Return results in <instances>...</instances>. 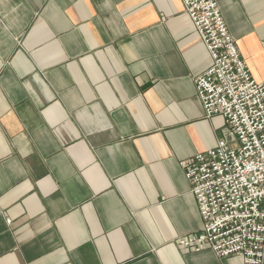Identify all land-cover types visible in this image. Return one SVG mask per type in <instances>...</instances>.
Here are the masks:
<instances>
[{"label":"crops","instance_id":"crops-1","mask_svg":"<svg viewBox=\"0 0 264 264\" xmlns=\"http://www.w3.org/2000/svg\"><path fill=\"white\" fill-rule=\"evenodd\" d=\"M217 2L263 83L264 0ZM211 63L182 0H0V264H244L179 244Z\"/></svg>","mask_w":264,"mask_h":264},{"label":"built area","instance_id":"built-area-1","mask_svg":"<svg viewBox=\"0 0 264 264\" xmlns=\"http://www.w3.org/2000/svg\"><path fill=\"white\" fill-rule=\"evenodd\" d=\"M182 3L212 61L196 95L206 118H223L229 139L181 163L202 229L179 244L264 264V82L253 79L217 0Z\"/></svg>","mask_w":264,"mask_h":264}]
</instances>
